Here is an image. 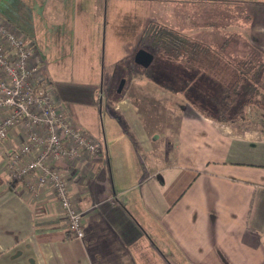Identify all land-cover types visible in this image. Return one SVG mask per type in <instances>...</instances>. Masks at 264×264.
I'll return each instance as SVG.
<instances>
[{"label": "crops", "instance_id": "obj_1", "mask_svg": "<svg viewBox=\"0 0 264 264\" xmlns=\"http://www.w3.org/2000/svg\"><path fill=\"white\" fill-rule=\"evenodd\" d=\"M81 1L75 0L78 12L73 16V36H68L72 30L70 16L65 14L72 0H33L34 17L49 21L53 30L61 28L65 40L56 42L67 56L63 66L67 64V72L83 86L86 97L92 89L97 99H109L103 103L106 113L115 114L129 130L126 122H130L137 133L135 140L129 137L135 165L130 169L120 147L107 155L102 141L105 135L96 122L98 103L96 109L71 105L76 121L97 135L102 147L98 153L78 157L63 168L69 176L72 201L83 211L84 218L83 236L69 237L55 198L48 192L41 193V197L38 194L39 198L25 193L3 165V151L16 148L20 142L18 131L12 130L7 147H0V264H264V110L258 111L264 104L246 107L244 121L251 123L238 131L234 125L218 121L214 114H204L191 103L183 89L190 86L195 75L178 72L175 78L180 81L176 79L177 87H173L176 91H164L143 75L162 91L152 97L170 98V103H174L169 106L173 137L155 147L158 133L150 134L151 127L143 125L144 118L134 100L142 96H128L121 89L113 101L110 79L117 75V68L109 75L104 72L106 79L102 74L104 66L111 67L121 59H117L121 50L138 42L149 20L215 50H225L221 48L222 43L228 42L226 39L215 35V40L221 39L214 40L219 42L214 46L213 40L206 38L211 28L213 34L216 29L209 21L200 22V17L215 16L211 10L218 7L244 6V52L261 61L256 80L261 83L264 0H102L105 25L101 62L96 58L91 62L89 58L91 43L98 45L100 40L89 35L97 32L98 26L88 27L83 22L94 14L86 12L95 6L84 10ZM20 33L31 43L32 59L40 67V60L51 56L39 43L41 28L34 26V34L38 35L34 41ZM254 59L247 60V65ZM67 72L60 75L66 76ZM58 79L64 82L63 87L70 82ZM246 81L245 93L256 82L254 78ZM194 83L200 91L198 81ZM206 88L212 89L211 85ZM62 92L63 98L70 94L69 90ZM142 92L139 93L143 95ZM144 93V97H151L153 92ZM232 104L220 101L214 109L230 113L235 110ZM250 106L256 109L251 110ZM141 108L151 121L145 107ZM133 175L139 176V183L133 181Z\"/></svg>", "mask_w": 264, "mask_h": 264}, {"label": "built area", "instance_id": "obj_2", "mask_svg": "<svg viewBox=\"0 0 264 264\" xmlns=\"http://www.w3.org/2000/svg\"><path fill=\"white\" fill-rule=\"evenodd\" d=\"M33 54L31 43L0 17V147H7L12 130L20 138L16 148L3 151L2 163L25 193L54 197L68 236L81 238L83 211L72 201L63 168L98 153L102 145L97 135L74 123Z\"/></svg>", "mask_w": 264, "mask_h": 264}, {"label": "rangeland", "instance_id": "obj_3", "mask_svg": "<svg viewBox=\"0 0 264 264\" xmlns=\"http://www.w3.org/2000/svg\"><path fill=\"white\" fill-rule=\"evenodd\" d=\"M33 0H0V17L3 18L7 23L10 25L14 26L18 31L23 32L27 34L28 37H30V41H34L35 39L38 38V35L35 36L34 34V26L36 25L37 27L41 28V33H38L40 35L41 41L39 40V43L41 46H43V49L51 54L49 58H46L44 60H40V65L42 66V63L44 66L41 68L39 67L40 72L44 75L47 76V78L50 81V88L54 94V96L58 99V94H59V99L67 112L69 113L71 119L74 121V123L82 128L86 129L87 127L80 126L79 123L76 121L75 117L71 113V105L77 106V107H87V108H95L97 106V124L101 126L100 128L103 130L105 138L102 139V141L105 142V147L107 151V155L110 156L113 152L116 151V149H121L122 151L126 153V159L127 162L130 166V169H133L135 165V155L133 153V146L129 140V137L132 139L133 136L136 137V134L134 133V129L130 125V122L127 121L126 123L128 126L131 128L127 127V125L119 118L112 113H106L104 110L103 103L106 100H109L107 98H101L97 99L96 94L90 89V94L88 97H86V94L82 91H84L83 86H79L78 81H75L74 78L67 72L69 70V67L67 69V64L66 67L63 66L66 62L65 57L66 54L60 51L59 48V41L56 42L59 39H62L65 37V35L61 34V28L57 27L56 30H53L52 26L49 25V21H43L42 19H35L34 17V12H33ZM101 1L102 0H82L81 1V8L83 7L84 10L88 9V6L94 5V10L89 9L86 12V15H88V12H94L93 15L89 19H83V22H86L88 27H91L92 25L98 26V30L93 28V32H95L89 35V37H94L95 41L98 36L99 44L94 45V43H91V51L89 53V58L91 59V62L94 58L97 60L100 59L101 62V57H102V51H103V28L105 25V19H104V7H101ZM245 5V4H243ZM70 10H66L65 14L70 16V25H71V31L68 32V36H73V16H76V13L78 12V7L75 8V0H72L68 4ZM97 6V10H95ZM66 8V6H65ZM245 7L244 6H233L231 9L227 8H215L211 10V14L215 16H210L207 17L205 14L204 16L200 17V22L203 21H209L211 24L214 26L216 29L215 34H213V29L211 28V34L207 35L206 38H211V40H215L214 36H221L224 40L226 39L228 42L223 44L222 43V48H225V50H219L218 52L220 54H223V56L228 57L230 60H232L236 65H244L247 63L245 61L247 59V55L249 54L250 58L252 59L254 56L251 53H246L244 52V41L242 37L243 32L241 29H246L245 26H243V23L247 21V17L245 16ZM250 9V7H249ZM81 14V13H80ZM37 22V24H36ZM204 26V25H203ZM243 26V27H242ZM97 33H99L97 35ZM244 33V32H243ZM244 35V34H243ZM221 38L215 41H220ZM38 40V39H37ZM65 38L62 40L64 41ZM211 41V44L215 46V44L218 46L219 42L213 43ZM225 42V41H224ZM139 48L146 49L149 51L147 48L139 46L137 41L131 45L130 48H127L125 50H121L118 58H121L118 62H115L114 64L111 65V67L106 68L104 66V71L102 74H104L105 79H106V72L108 75L111 74L113 68L115 69V78L110 79V89L109 93L112 95V100H114V96L118 94L117 92V87L120 83L121 79H126L122 89L123 92L128 93V96L131 94L133 96H142V98H136L134 99L136 101V104L138 106V112L140 113V116L144 118L143 125L145 126L148 125L151 127L150 129V134L151 132L158 133V139L159 141L157 142L159 147L160 142L164 140H167L168 142L171 141L173 137V128L169 126L172 122V116L170 113L171 108L169 107L170 105L173 106L174 103H170V98L167 99L164 97H152V96H158L159 91L155 86H153L150 82H147L143 76L144 70H146V67H142L138 64H136L133 60V55L135 51ZM151 52V51H149ZM123 54V56H122ZM69 59V58H68ZM99 62V66L101 67V63ZM237 62V63H236ZM158 64L155 63V65L152 67V69H155L156 71H162L161 69L166 68L162 66L159 68L161 65L157 66ZM169 66L171 64H168ZM177 64L172 65V68H177ZM103 69V67H102ZM100 70V68H99ZM59 72V74H58ZM63 72H67L65 74L66 76H61L60 74ZM180 72L179 69L177 68V73ZM182 73L184 71L181 70ZM101 73V72H100ZM152 74L153 73L151 72ZM57 74L61 78H65V80H69L70 82L67 83L65 87H63V81L61 79H58L60 77L54 75ZM126 74V75H125ZM176 74V73H175ZM180 74V73H179ZM68 75V76H67ZM189 76H192V73H189ZM99 77H102L101 74ZM155 77V76H154ZM157 77V76H156ZM101 80V78H100ZM172 81L170 77H168L165 81L164 79H161L162 84L167 85V86H172V87H177L175 84L169 83ZM179 82L180 80L177 79ZM181 84V83H180ZM203 87L206 86V84L202 85ZM261 89V93L258 95V103L261 105L264 104V77L262 78V82L259 85ZM66 90H69L70 94L66 95L63 98V95H61V91L64 94ZM165 91V89H163ZM143 91V95L145 94L144 92H153L151 97H144L142 94L139 92ZM121 92V91H120ZM158 92V93H157ZM168 93V92H166ZM171 93V92H169ZM244 89L243 92L242 90H238L237 92V99L235 102L232 104V108L236 109L240 104L239 102L242 100L243 101V94H244ZM115 94V95H114ZM245 95V94H244ZM210 98L212 99L213 102H220V97L221 93L219 90L212 88L211 92L209 93ZM169 100V104H168ZM163 101V103H161ZM241 101V102H242ZM163 105V106H162ZM142 106L145 107V111L149 113V116L152 118L151 121H148V115L145 116L144 113H142ZM165 106V107H164ZM250 109H256V107H251ZM214 113L216 112L215 109H212ZM264 110V105L263 109H259L261 113ZM138 113V114H139ZM143 114V115H142ZM173 115V114H172ZM153 123L151 124L150 122ZM252 122H255V120H252ZM244 124L251 123V121L243 122ZM114 127H108V125H113ZM260 124V123H258ZM143 126V127H144ZM159 127V128H158ZM135 140V139H134ZM162 146V145H160ZM153 153H157V151H153ZM110 165V164H109ZM133 181L135 183H139V176L133 175Z\"/></svg>", "mask_w": 264, "mask_h": 264}, {"label": "trees", "instance_id": "obj_4", "mask_svg": "<svg viewBox=\"0 0 264 264\" xmlns=\"http://www.w3.org/2000/svg\"><path fill=\"white\" fill-rule=\"evenodd\" d=\"M137 43L139 46L147 48L153 54V60L146 67L143 75L161 88L176 91L175 88L162 84L161 77L158 76V70L150 68L155 63L158 64L157 66L161 65L159 68L165 66L166 68L161 70L168 74L171 73L167 69H171L174 63L177 64L176 66L179 70L184 71V74L189 75V73H192V76L195 75L190 86H186L183 91L186 92V96L191 100V103L196 105V108L204 114H214L218 121L232 124L238 131H243L248 126L243 123L246 107L248 105L261 106L258 103L257 96L261 93V89L259 88L260 82L256 81L262 64L261 61L258 62L256 61L257 59L252 58L255 61L250 65H247V63L236 65L226 59L223 54H220L219 50L211 48L207 43L200 42L180 31L152 20H149L144 26ZM249 59L251 58L248 54L245 61ZM168 64L171 65L169 66ZM172 69L177 70V68ZM151 72L156 73V75ZM176 74L179 73L176 72ZM203 76L205 77L203 78ZM247 78H254L257 83L252 82L250 84L252 89L250 91L245 90L247 94H243L244 97L241 104L230 113L224 112L221 108L215 110L216 112L214 113L212 109L216 108L218 102H212L209 96L211 91L206 87L213 84L217 89L221 90L220 101L230 104L234 103L238 98V90L245 89ZM195 81H198V84H200L202 88L200 91L197 90ZM169 83L175 84V82ZM204 84H206L205 87L202 86ZM121 93L122 91L117 95L119 96ZM262 130L264 132V128ZM8 182L11 183L10 181Z\"/></svg>", "mask_w": 264, "mask_h": 264}, {"label": "water", "instance_id": "obj_5", "mask_svg": "<svg viewBox=\"0 0 264 264\" xmlns=\"http://www.w3.org/2000/svg\"><path fill=\"white\" fill-rule=\"evenodd\" d=\"M133 60L136 64L142 66V67H147L153 60V54L146 49L139 48L135 51L133 55ZM125 79H121L120 83L117 87V92H120L123 84H124Z\"/></svg>", "mask_w": 264, "mask_h": 264}, {"label": "flooded vegetation", "instance_id": "obj_6", "mask_svg": "<svg viewBox=\"0 0 264 264\" xmlns=\"http://www.w3.org/2000/svg\"><path fill=\"white\" fill-rule=\"evenodd\" d=\"M153 66V65H152ZM152 66L150 67V68H152ZM167 71H169L171 74H168L167 72H163V71H159L158 72V76L159 77H161V79L162 78H164L165 80L168 78V77H170L171 79H172V82H175V80L177 79V78H175L176 77V75H178V74H175L176 72H177V70L176 69H170V68H168L167 69ZM180 72H181V70H179ZM211 85V87L212 88H215V89H217L213 84H210ZM198 86H200V84H198ZM217 90H219V91H221L220 89H217ZM242 92H243V89H242ZM221 93V92H220ZM242 101V100H241ZM241 101L239 102V104H241Z\"/></svg>", "mask_w": 264, "mask_h": 264}]
</instances>
